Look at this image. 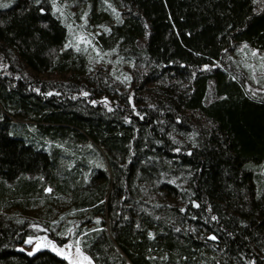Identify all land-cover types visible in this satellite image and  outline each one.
I'll return each mask as SVG.
<instances>
[{
  "label": "trees",
  "instance_id": "16d2710c",
  "mask_svg": "<svg viewBox=\"0 0 264 264\" xmlns=\"http://www.w3.org/2000/svg\"><path fill=\"white\" fill-rule=\"evenodd\" d=\"M3 1L0 264H68L16 249L38 228L94 264H264V85L226 59L264 53L260 0H69L99 67L52 0Z\"/></svg>",
  "mask_w": 264,
  "mask_h": 264
},
{
  "label": "rangeland",
  "instance_id": "374dc122",
  "mask_svg": "<svg viewBox=\"0 0 264 264\" xmlns=\"http://www.w3.org/2000/svg\"><path fill=\"white\" fill-rule=\"evenodd\" d=\"M5 4L3 0H0V5ZM260 5H264V0H260ZM52 10L65 24L68 31L67 45L81 50L89 55L90 62L94 67H99L104 58L102 51L99 49V45L96 42V33L100 30L98 28L92 29L87 26V16L84 12L79 19L74 16L75 9L69 7V0H52ZM238 53V54H237ZM235 57L237 61L236 65L239 71H244L247 76L254 82L260 80L261 85H264V53H258L254 50L244 49L242 47H236V52L233 51L226 56V59H233ZM237 57V58H236ZM11 60H13L11 58ZM13 63L15 61L13 60ZM111 72H112V68ZM122 73L117 71L111 73V83L115 84L118 90L121 89L124 82L122 81ZM55 80V77H52ZM57 79H59L57 77ZM207 98H211L210 92H208ZM32 218V219H36ZM36 220L39 219L37 218ZM42 229V230H41ZM37 234L26 238L23 244L17 245L16 249L24 252L32 253L38 249H50L66 259L68 264H94L90 257L85 254L79 247L78 238H70L62 245H57L49 237L46 230L41 228ZM131 264V263H127Z\"/></svg>",
  "mask_w": 264,
  "mask_h": 264
},
{
  "label": "snow or ice",
  "instance_id": "6c2138e0",
  "mask_svg": "<svg viewBox=\"0 0 264 264\" xmlns=\"http://www.w3.org/2000/svg\"><path fill=\"white\" fill-rule=\"evenodd\" d=\"M38 2H39V0H38ZM5 7L7 6V5H4ZM213 239H215V237H212Z\"/></svg>",
  "mask_w": 264,
  "mask_h": 264
}]
</instances>
